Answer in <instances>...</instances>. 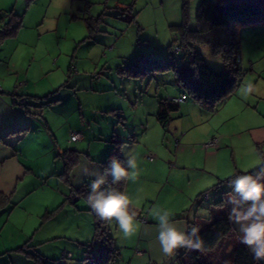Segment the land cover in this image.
Here are the masks:
<instances>
[{
	"label": "crops",
	"instance_id": "crops-1",
	"mask_svg": "<svg viewBox=\"0 0 264 264\" xmlns=\"http://www.w3.org/2000/svg\"><path fill=\"white\" fill-rule=\"evenodd\" d=\"M20 3V0H0V28L9 20L10 13L23 15L24 18V14L16 11ZM8 38L0 42L8 41ZM240 58L242 63L243 55ZM3 72L4 78L0 79L5 86V90L1 88L0 91V94L3 92L0 95V196L6 197L7 201L0 207V264H35L20 250L21 247L37 251L46 259L81 260L86 257L85 246L90 245L94 235V220L88 203L78 198L73 190L95 177H81L77 163L71 169L69 181L63 178L65 164L62 153L72 149L79 154L77 144L87 136L80 132L81 138L74 141L76 144L64 147L56 134L61 125L55 122L56 115L64 118L80 109L75 88L66 84V80L60 83L59 88L46 94L30 90L28 85L21 90H12V81L7 82L9 68L6 67ZM247 73L248 70L239 87ZM72 79L74 81V77ZM72 79L70 83H73ZM173 82L177 85L175 78ZM53 92H56L54 98L45 100ZM165 93L164 98L172 100L184 95L181 86L166 89ZM22 94L26 97L25 107L37 115H29L25 107L18 104ZM161 97L151 103L141 136L123 139L126 141L122 148L124 159L129 151H134L137 156V179L135 182L126 181L124 192L132 201L130 207L136 211L139 221L138 230L131 237L125 238L121 232L113 235L109 232L114 242L120 241L117 245L128 250L121 256L126 260L123 264H161L163 258L155 239L157 222L151 215L153 208L166 209L175 215L179 213L173 216L176 223L188 228L189 221L198 220L181 216L189 203L190 210L194 208L199 193L219 181L225 182L240 172L264 164V96L247 97L237 88L211 112L186 98L178 102L179 113L175 116L171 113L166 125L157 118ZM45 104L50 112L55 113L54 122H50L46 114L44 116L41 107ZM256 109L260 118L254 115ZM207 121V127L202 129ZM170 126L171 134L177 137L173 152L164 144V132L169 131ZM211 136L219 139V146L202 147L201 142ZM106 151L102 150L100 157L104 158L99 163H88V166L103 171L100 162L106 158ZM152 154L157 158L149 160L147 157ZM167 161H173L175 166L167 168ZM181 173L187 175L184 182ZM50 176H54L56 181L53 195L44 190ZM221 190L215 193L214 199L221 197L224 202L216 205L222 207V211L215 217L228 215L231 208L223 209L230 186L222 185ZM174 192L184 194L187 204L183 203L180 210L171 211L164 202L171 199ZM55 216L58 218L54 222ZM208 221L199 220L198 225ZM232 226L238 239L237 226L233 223ZM73 243L77 244V248ZM163 264H177V255L171 260H164Z\"/></svg>",
	"mask_w": 264,
	"mask_h": 264
},
{
	"label": "rangeland",
	"instance_id": "rangeland-1",
	"mask_svg": "<svg viewBox=\"0 0 264 264\" xmlns=\"http://www.w3.org/2000/svg\"><path fill=\"white\" fill-rule=\"evenodd\" d=\"M20 1L16 11L24 14L23 26L18 35L0 42V79L4 78L5 74L2 73L8 67L10 75H7V82L12 81V90H21L28 85L30 90L46 94L59 88L60 83L66 80V84L74 86L80 109L67 112L68 115L64 118L69 120H64L60 115L55 117L47 104L41 110L50 122H54L55 117V122L58 121L61 125L56 134L64 147L76 144L68 141L71 132L86 134L87 139L77 144L80 153L76 167H80L85 159L87 164L99 163L104 158L100 157L102 150L106 149L109 153V140L114 131L119 133L121 139L134 135L140 137L151 103L166 96V89L174 86L180 88L179 85H174V74L171 71H146L147 73L130 75L127 71L119 70L125 66L130 67V62L139 54H152L159 61L185 55V50L181 49L179 34L174 30L177 27H173L181 24L182 0H33L28 7L23 0ZM199 2L200 0H189L190 28L196 27L195 16ZM239 35L240 55H243L241 65L248 70L243 84L250 80L254 85L253 92L248 95L264 96V26H242ZM170 46L174 51L179 48L175 56H172ZM199 49L208 66L224 71L220 56L213 54L208 46H200ZM71 79L73 83L69 82ZM241 86L237 88L240 89ZM0 88L5 90L1 80ZM55 95L56 92H53L45 100H50ZM178 113L179 111H175L172 116ZM258 113L256 109V118H260ZM207 124L208 121L201 126L202 129ZM171 132L170 126L169 131L164 132V144L173 152L177 137ZM212 137L217 139L218 147L219 139L215 136L203 140L201 146ZM151 156L152 159L157 158L154 154ZM170 162L167 161V168L175 166L173 161ZM186 177V174L182 175L183 182ZM47 184L44 190L53 195L55 177L50 176ZM171 197L164 202L171 211L180 210L183 203L187 204L184 194L174 192ZM214 201L212 197L209 201H195L191 210L189 203L181 217L198 221L210 220L222 211V207L213 204ZM230 206L227 199L223 209ZM57 218L58 216L53 219L54 222ZM108 226L112 235L120 233L114 221L108 222ZM119 243L120 241L114 242L117 248L120 247L117 245ZM73 244L77 248V244ZM127 251L120 247L113 264L126 262L121 256ZM87 256L88 258L81 260L62 258L61 261L64 264H94L89 258L90 253Z\"/></svg>",
	"mask_w": 264,
	"mask_h": 264
},
{
	"label": "trees",
	"instance_id": "trees-1",
	"mask_svg": "<svg viewBox=\"0 0 264 264\" xmlns=\"http://www.w3.org/2000/svg\"><path fill=\"white\" fill-rule=\"evenodd\" d=\"M32 1L25 0L26 6L28 7ZM188 5L189 0H182L181 24L173 26L177 27L174 30L179 34L181 49L185 50L184 56L159 61L152 54H139L130 62V67L125 66L119 71H127V74L130 75H138L142 72L171 71L185 97L198 104L202 109L211 112L216 109L221 100L229 96L239 86L247 72L241 66L239 30L246 25L264 26V0H200L195 16L196 27L194 28H190L188 25ZM22 26L23 15L10 13L9 20L0 28V40L15 36ZM200 46H208L213 54L222 58L224 71H217L205 63L199 49ZM170 48L172 56H175L179 48L177 47L176 51L172 46ZM70 71L71 68L68 72ZM20 99H24V101L21 103ZM17 102L25 107L26 97L23 94L19 95ZM42 104L43 102H41ZM178 108V101L161 97L158 103L157 118L166 125L170 114L177 111ZM25 109L29 115L38 114L26 107ZM120 118L122 119L121 115ZM109 142L111 148L106 158L101 161L102 170L107 166L111 156L124 160L122 148L126 141L114 131ZM62 154L65 164L62 176L68 182L71 169L78 163L79 154L72 149L65 150ZM262 168H264V164L256 169L238 174L255 175ZM233 177L228 178L225 182L219 181L199 193L196 202L209 201L211 197L214 198L215 193L221 190L222 185H229V180ZM91 181L73 190L78 198H84L86 201ZM110 181L111 177H109ZM125 182L121 181L120 184L113 185V187L124 192ZM221 194L224 195V191L221 190ZM205 195L207 199L204 198ZM6 201V197L0 196V207ZM223 202L224 198L217 197L213 204L220 206ZM88 209L93 215L94 235L90 245L85 248L86 257L84 258H88L87 253H90L89 258L93 260L94 264H113L119 255V248L115 246L113 237L109 233L108 222L100 220L89 205ZM193 225L200 229L199 235L204 241V251H187L181 248L177 254V264H264V261H256L248 248L236 238L228 215L214 217L204 225H198L196 220L188 222L189 229ZM92 245L96 247L94 250H91ZM20 250L24 251L35 264H64L61 261L62 258L46 259L37 251H28L23 247Z\"/></svg>",
	"mask_w": 264,
	"mask_h": 264
},
{
	"label": "clouds",
	"instance_id": "clouds-1",
	"mask_svg": "<svg viewBox=\"0 0 264 264\" xmlns=\"http://www.w3.org/2000/svg\"><path fill=\"white\" fill-rule=\"evenodd\" d=\"M253 83H244L240 91L243 95L251 94ZM125 159L116 156L109 157L103 171L92 169L87 161L80 165L81 177L93 176L89 184L86 201L92 212L100 219L118 226L125 238L136 234L139 221L137 213L131 209L129 196L113 185L121 181L135 182L138 175L137 156L134 151L125 153ZM109 177L111 181L109 182ZM79 182V181H77ZM231 193L228 204V220L237 226L238 240L252 253L256 261H264V168L255 175L237 174L229 180ZM156 223V241L164 260H171L179 249L187 251H204V241L199 235L198 226L178 225L173 214L166 209L155 207L151 211Z\"/></svg>",
	"mask_w": 264,
	"mask_h": 264
},
{
	"label": "built area",
	"instance_id": "built-area-1",
	"mask_svg": "<svg viewBox=\"0 0 264 264\" xmlns=\"http://www.w3.org/2000/svg\"><path fill=\"white\" fill-rule=\"evenodd\" d=\"M1 90V88H0ZM186 99L185 95H182L180 97H178L176 99V101L180 102V101H184ZM24 101V99H20V102L22 103ZM81 138V133L80 132H71L70 133V137H69V141H76L79 140ZM177 141V139H175V142ZM217 146V139L212 137L208 142H205L202 144V147L204 148H213ZM149 159H152L153 157L150 155L148 156ZM205 199H207V196H204Z\"/></svg>",
	"mask_w": 264,
	"mask_h": 264
}]
</instances>
